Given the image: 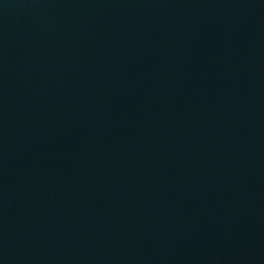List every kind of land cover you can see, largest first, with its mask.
I'll return each instance as SVG.
<instances>
[{
	"label": "water",
	"instance_id": "obj_1",
	"mask_svg": "<svg viewBox=\"0 0 264 264\" xmlns=\"http://www.w3.org/2000/svg\"><path fill=\"white\" fill-rule=\"evenodd\" d=\"M0 264H264V0H0Z\"/></svg>",
	"mask_w": 264,
	"mask_h": 264
}]
</instances>
